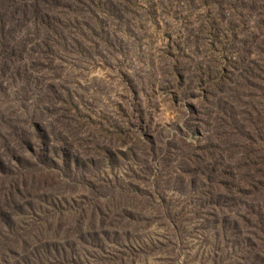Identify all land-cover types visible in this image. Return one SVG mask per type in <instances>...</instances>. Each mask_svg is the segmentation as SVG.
Here are the masks:
<instances>
[{"label":"trees","instance_id":"1","mask_svg":"<svg viewBox=\"0 0 264 264\" xmlns=\"http://www.w3.org/2000/svg\"><path fill=\"white\" fill-rule=\"evenodd\" d=\"M174 3L199 12L209 33L197 44L216 49L199 74L172 50L164 70L174 106L207 138L191 143L179 128L158 139L123 73L133 99L117 104V119L31 75L52 71L55 49L86 63L99 47L114 51L104 19L168 15ZM244 14L264 34V0H0V264H264V48L253 59L242 41L220 56L228 31L241 41L233 17ZM183 88L193 91L184 100ZM175 195L188 200L181 213ZM208 237L211 255L184 260Z\"/></svg>","mask_w":264,"mask_h":264},{"label":"rangeland","instance_id":"2","mask_svg":"<svg viewBox=\"0 0 264 264\" xmlns=\"http://www.w3.org/2000/svg\"><path fill=\"white\" fill-rule=\"evenodd\" d=\"M162 1L167 3V0ZM169 1L173 4V0ZM197 4L199 5V3ZM169 11L168 15L159 13L158 16L153 15L150 18L145 12L139 11L138 18L132 16L124 24L104 19L108 26L105 29L106 33L115 39L113 41L114 51L99 47L100 56L94 55L93 62L86 63L75 51L64 54L55 49L53 63L50 64L52 71L32 72L31 75L33 74L37 79H43L44 84L52 81L56 86H65L71 92L80 95V99L76 98L75 102L80 104L81 109L85 112L92 111L96 116L104 115L117 119L114 116V113L117 112V104L122 101H126L124 102L126 104L133 99V94L127 90L124 83L125 80L121 74L123 73L131 81L137 96L139 95L137 104L144 109L147 126L158 139L165 140L178 134L179 128L190 135L191 143L202 140V137L205 139L212 133L195 130V125H198V122L191 119V113L184 103L180 102L174 106L169 94L174 90L171 87L174 83H167L170 78L164 70L170 67L171 59L167 58L169 57L167 51L172 50V53L174 52L173 54L185 65L186 70H189L193 75L199 74L201 68L206 70L214 65L213 62L206 59L205 54L213 56L216 49L205 48L202 44L201 46L197 44L209 33L201 30L202 24L198 23L195 17L199 13L197 10L194 9L192 13H189L187 5L180 6V4L174 3V6H170ZM245 13L247 12L245 11ZM226 16L227 19L231 17L229 13ZM233 20L237 23V31L241 32V41H231L233 35L228 31L231 38L229 42L224 40V43L221 44L220 56L228 51L227 54L233 57L235 53L232 51L243 47L242 41H247L252 45L251 49L255 51V56L252 58L258 60L260 47L264 48V34L257 28V18L254 14H244L240 18L233 17ZM227 25L228 23L224 22V31H226ZM113 32L116 33V37L112 35ZM232 45L234 46L230 47ZM222 47L226 50L223 51ZM120 51L123 53H119ZM104 61L108 66L104 64ZM41 62L48 65L46 61L41 60ZM24 85L20 82L17 87ZM12 91L14 89H11L10 93ZM184 91V88L179 91L182 100L193 93V91H188L187 94H184ZM31 93L35 92L31 91ZM81 99L84 106H82ZM195 102L198 103V100ZM210 128L209 126L206 129ZM179 135L182 136V133ZM240 159L243 157L238 155L235 161ZM160 164L164 168V163L160 162ZM122 174L124 173L121 168L117 170L119 177ZM174 197L178 198L175 202H177L176 205H179L181 213L182 207L188 200L177 195ZM158 234L166 235L164 231H158ZM191 245L195 248L191 256L186 259V255H183L187 262H192L197 256L206 259L214 251L215 242L212 237H208L206 242L199 239ZM230 255L234 256L235 254L230 253ZM232 264H240L237 255Z\"/></svg>","mask_w":264,"mask_h":264}]
</instances>
